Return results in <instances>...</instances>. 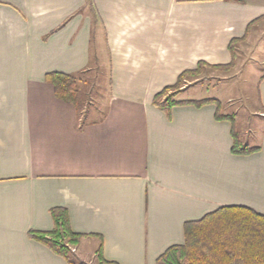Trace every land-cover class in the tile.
Returning a JSON list of instances; mask_svg holds the SVG:
<instances>
[{"label": "crops", "instance_id": "0c3cea01", "mask_svg": "<svg viewBox=\"0 0 264 264\" xmlns=\"http://www.w3.org/2000/svg\"><path fill=\"white\" fill-rule=\"evenodd\" d=\"M252 39L264 40V0H0V264H71L31 237L54 229L56 208L83 235L75 254L99 264V250L157 264L221 208L264 216V128L254 146L241 139L259 150L235 154L236 119L185 104L218 98L155 103ZM93 63L108 69L95 104L46 80L82 81ZM259 98L264 111V76Z\"/></svg>", "mask_w": 264, "mask_h": 264}, {"label": "trees", "instance_id": "16d2710c", "mask_svg": "<svg viewBox=\"0 0 264 264\" xmlns=\"http://www.w3.org/2000/svg\"><path fill=\"white\" fill-rule=\"evenodd\" d=\"M234 42L237 41H233L229 47L232 54L231 63L224 66L199 63L195 70L182 73L174 86L166 87L157 94L155 103L164 109L183 104L172 98H167L160 103L159 99L171 90H175L185 76L197 74L203 67L215 70L232 68L237 57ZM46 80L54 85L57 96L64 101L75 102L78 99L79 79L75 76L54 72L47 74ZM213 103L220 105L215 99L189 101L185 104L202 106ZM219 118L222 119V117ZM234 136L235 143L232 151L235 154L248 155L259 150L242 146L237 135ZM51 214L54 229L50 232H32L31 237L67 259L71 264H80L76 260L77 255L74 249L79 245L83 235L73 232L66 209L56 208L51 211ZM185 238L184 245L168 249L159 257L157 264H264V216L247 208H221L206 215L200 221L187 223ZM98 254L102 264H113L102 259L101 250Z\"/></svg>", "mask_w": 264, "mask_h": 264}, {"label": "rangeland", "instance_id": "374dc122", "mask_svg": "<svg viewBox=\"0 0 264 264\" xmlns=\"http://www.w3.org/2000/svg\"><path fill=\"white\" fill-rule=\"evenodd\" d=\"M234 46H237V57L232 68L215 70L203 67L199 73L185 76L176 89L161 97L159 102L167 98L187 99L189 96L216 97L220 102L221 113L236 119L235 133L241 145H248L242 144L241 139L246 138L254 146L261 127L264 128V111L259 98V86L264 76V40L252 39L243 45ZM102 66L93 63L89 75L77 82L80 85L79 95H82V87L85 101L93 100L95 104L97 91H104L107 87L108 69ZM97 258L80 259L77 256L76 260L80 264H99Z\"/></svg>", "mask_w": 264, "mask_h": 264}]
</instances>
